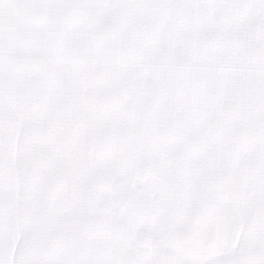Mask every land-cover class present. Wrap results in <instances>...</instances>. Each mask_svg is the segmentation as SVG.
Wrapping results in <instances>:
<instances>
[{
	"label": "snow or ice",
	"instance_id": "6c2138e0",
	"mask_svg": "<svg viewBox=\"0 0 264 264\" xmlns=\"http://www.w3.org/2000/svg\"><path fill=\"white\" fill-rule=\"evenodd\" d=\"M0 264H264V0H0Z\"/></svg>",
	"mask_w": 264,
	"mask_h": 264
}]
</instances>
